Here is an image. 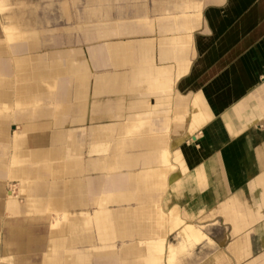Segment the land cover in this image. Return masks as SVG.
Instances as JSON below:
<instances>
[{
	"label": "crops",
	"instance_id": "crops-1",
	"mask_svg": "<svg viewBox=\"0 0 264 264\" xmlns=\"http://www.w3.org/2000/svg\"><path fill=\"white\" fill-rule=\"evenodd\" d=\"M21 1L0 0V264H264V0H80L78 45L43 56Z\"/></svg>",
	"mask_w": 264,
	"mask_h": 264
},
{
	"label": "rangeland",
	"instance_id": "rangeland-1",
	"mask_svg": "<svg viewBox=\"0 0 264 264\" xmlns=\"http://www.w3.org/2000/svg\"><path fill=\"white\" fill-rule=\"evenodd\" d=\"M60 1L61 0H22L19 4V6L22 7L20 9H22V10L24 9L26 18L31 17L30 11L34 12V15L36 17L35 27L33 26L34 27V28H32L33 31H31L30 34L27 35V37H32V39H35L38 41V47H39L38 52H40L42 54V56H43L42 50H44V48L51 46L52 41H56L58 47L64 46V45L71 47V44L75 45V46L78 45V40L80 38V27H79L80 20H79V17L81 16V7H80L81 4H79L80 0H75L76 2H74L73 8H69V19L68 20L65 18L64 9L59 8V2ZM76 3L79 4V6L77 8H75ZM70 4H72V3H70ZM5 43H7V42L4 40V43H2V44L5 45ZM36 86H37L36 89L38 91L42 90V92L44 93L42 95L45 98H49V95H50L51 102L53 101V94L55 92V84H54L53 80L48 79V78L38 79V80H36ZM37 96H39V93H37ZM12 98L13 97L10 96V98L8 99L9 104H7L6 106L9 107L10 109H12V108L17 109L16 106L13 104ZM30 100L32 101V99H30ZM79 101L80 100L77 97H75V94L73 92L72 96L70 98V102H72L73 104H78V103H80ZM48 103H49V101H46V100L45 101H39L36 106L37 107H39V106L43 107ZM50 107L55 110L54 112L57 111V104H54V106L51 105ZM34 109H35L34 104H30V106L23 108L21 110V112H24L25 114H29V113H32ZM75 112H76V110H75ZM75 112H74V114H75ZM74 114H72V115L74 116ZM43 120L44 119H42V122H43ZM48 122H51V121H48ZM16 123L17 122H12L11 126L8 127V131H11V129L14 128L15 126L17 127ZM75 125H77V124L75 123L73 125V127H75ZM54 127H53V129H51V128L45 129L44 128L43 130H45V132H51V131L54 132L56 130V128H54ZM85 128L86 129H85V133H84L85 134L84 135V139H85L84 148L86 150L88 149V144H90V143L100 142L102 145H105V143L102 142L103 137L101 140L98 141L95 137L92 136V130H96L95 128H87V127H85ZM63 129L64 128L62 127L61 130H63ZM100 133L102 134V131H100ZM78 134H79V130H75L72 132V139L75 142H77V141L79 142V135ZM196 143H197L196 141L192 140L189 145H196ZM85 144H87L86 147H85ZM102 145L99 146L100 149L104 148ZM6 147L7 148H5L4 155H2L0 153V161L3 160L4 162L8 163V160L12 157V155L14 153L17 156L18 150H20V149L15 150L14 148H12L11 144H6ZM76 148L78 149V143H76ZM108 148H110V147H108ZM74 154H77V153L74 152ZM106 155L110 156L111 153L100 151L99 153L93 152L91 154H88L87 152H85L86 160H88L90 157L103 158ZM83 157H84V155H83ZM76 160L77 159H75V161ZM51 163H53V162H51ZM57 163H59V162H57ZM59 164H61V163H59ZM66 164H67V161H66ZM176 168H177L176 166L174 168H172V171L175 172ZM90 176H92V174H90ZM104 181H105V179L103 180L102 185L104 184ZM19 188H20V185H18L15 182H11L10 186L8 187L7 193L10 196L13 194L14 195L13 197H15L16 199H20V197L22 196V194H21L22 192L20 193L21 190H19ZM104 205H105V203H104ZM107 206L112 209L111 205H107ZM98 209H97V205H95V204H93L87 208V211H86V212H88L87 216H89V215H91V216H89L90 220L86 219L85 225L89 224V226H91L93 224L91 219H94V216H96ZM158 212H166V216L169 219L172 218L171 211L168 212V210H164V211L160 210ZM64 216H65L64 212H59V211L53 212L52 211V215L50 216V221H51L50 224L53 225L54 223H56L57 220H59V221L62 220V222H65L67 219ZM166 216H164V217H166ZM94 223H95L94 225L96 226L95 219H94ZM197 223H198L197 228H199V230L201 232H203L206 236L202 240L193 243L194 245L191 248H189L187 250L186 249H182V250L179 249V251H177V253H179V254L185 253L188 250H192L193 247L195 248L194 250L197 251L198 248L200 247V251H201L200 254H203L202 253L203 252L202 246H203L204 242L208 241V237H210L209 236V227L212 224L215 225V224H219V223H223V222H222L221 216L217 215L215 219L212 218L211 220H208V219H205V220L203 219L201 221L198 220ZM223 225H224V223H223ZM96 228H97V226H96ZM248 233L251 234L252 231H250ZM238 235H240V234H238ZM168 241H170V243L174 242V245H179V244L183 243V237H182L181 233H178V231L176 232L174 230L173 232L170 233V238Z\"/></svg>",
	"mask_w": 264,
	"mask_h": 264
},
{
	"label": "bare ground",
	"instance_id": "bare-ground-1",
	"mask_svg": "<svg viewBox=\"0 0 264 264\" xmlns=\"http://www.w3.org/2000/svg\"><path fill=\"white\" fill-rule=\"evenodd\" d=\"M3 2H4V1H3ZM3 2H2V3H3ZM3 4H4V3H3ZM4 5H5V4H4ZM0 6H2V5L0 4ZM4 7H5V6H4ZM4 7H3V8H4ZM11 8H13V7H11ZM0 9H1V8H0ZM6 9L9 10L8 8H6ZM1 10H2V9H1ZM10 10H11V9H10ZM2 11H4V10H2ZM2 11H0V12H2ZM6 12H7V11H6ZM2 13H3V12H2ZM13 13H14V12H13ZM7 15H8V13H7ZM4 16H5V15H4ZM3 18H4V17H3ZM5 18H7V17H5ZM11 18H12V17H11ZM13 18H14V17H13ZM13 18H12V19H13ZM17 19H18V18H17ZM6 20H7V19H6ZM15 20H16V19H15ZM19 20H20V19H19ZM19 20H17V21H19ZM10 21H11V20H10ZM10 21H7V22H10ZM12 21H14V20H12ZM14 22H15V21H14ZM8 24H9V23H8ZM18 25H20V24H18ZM18 27H19V26H17L16 23L10 22L9 26H8L6 29H7L8 31H13V30H16V28H18ZM19 28H20V27H19ZM19 28H18V29H19ZM18 29H17V30H18ZM7 30H6V31H7ZM240 88H241V87H239V89H234V90H233V93H232V96L236 95L237 93L239 94V92H240ZM239 95H240V94H239ZM202 98H203V97H201V100H200V101H201V104H203L202 102H203V100H204V99H202ZM202 107L206 110V107H205L204 105H202ZM199 110H200V109H199ZM205 110H204V111H205ZM201 111H202V110H201ZM250 119H251V118H250ZM239 205H240V204H239ZM236 207H238V206H236ZM241 207H242V206H241ZM190 223H191V222H190ZM185 225H186V224H185ZM174 226H175V225H174ZM187 226H188V225H187ZM187 226H186V227H187ZM188 227H190V226H188ZM201 233H202V232H201ZM202 234H203V233H202ZM203 235H204V234H203ZM195 236H196V235H195ZM198 236H199V235H198ZM161 240H162V239H161ZM195 240H196V239H195Z\"/></svg>",
	"mask_w": 264,
	"mask_h": 264
}]
</instances>
